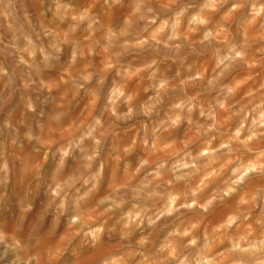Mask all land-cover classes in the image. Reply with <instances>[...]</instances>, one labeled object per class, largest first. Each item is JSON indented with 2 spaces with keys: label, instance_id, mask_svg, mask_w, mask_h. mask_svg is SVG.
<instances>
[{
  "label": "clouds",
  "instance_id": "obj_1",
  "mask_svg": "<svg viewBox=\"0 0 264 264\" xmlns=\"http://www.w3.org/2000/svg\"><path fill=\"white\" fill-rule=\"evenodd\" d=\"M209 44L206 79L184 62ZM167 60L181 62L172 77ZM258 65L264 0H0V264H264V82L236 99ZM186 214L199 218L151 256L156 231Z\"/></svg>",
  "mask_w": 264,
  "mask_h": 264
},
{
  "label": "rangeland",
  "instance_id": "obj_2",
  "mask_svg": "<svg viewBox=\"0 0 264 264\" xmlns=\"http://www.w3.org/2000/svg\"><path fill=\"white\" fill-rule=\"evenodd\" d=\"M226 12V8L224 9H218L215 13V19H219L221 16H223ZM193 36L196 39L200 38V33L194 32ZM220 37L217 36V40L214 41V43L219 42ZM239 40H243V37H238ZM192 54L196 55L198 57L194 64L191 65L192 72L195 73L197 71H200L204 73L205 78H210L213 75L214 70L218 71L216 69V56L214 55V49L211 48V45L207 46H198L196 51L192 52ZM227 49L222 48L220 55H227ZM183 55V54H182ZM189 56V55H188ZM200 58V59H199ZM200 60V63H199ZM172 62L171 64H176L174 69L172 68L170 76L175 75V71L177 68L181 67L180 60H176L174 63L172 60H169ZM249 75V72L245 68L237 69L236 71L232 72L231 75L227 76L226 82L235 83L238 80H245ZM251 79L247 80V83L242 84L241 87L238 89V92L236 94V99H241L246 92L254 87H258L261 82H264V65H258L251 71ZM194 89H189V94H194ZM215 98V93L210 94H204L201 96V102L207 106L213 102ZM235 124V121L229 122L226 124L227 128L231 130ZM133 136H136L137 129H132ZM184 136H190L191 133L188 132L187 129L183 130ZM131 137V138H132ZM183 138V137H182ZM126 140H130V137H125ZM216 143H219V141L214 142V146ZM202 146L201 142H196L192 145L193 151L198 150ZM143 145L139 143V138L137 140V151H142ZM230 175V172L228 169H225L221 175L212 183L209 184L207 188L203 190L201 193V202L203 200H206L208 198H211V196L215 193L221 192L223 188V181L227 179V177ZM247 191H255V189L249 185L248 188L244 189L243 191L238 190L237 193L231 197H226L222 202L217 201V203L213 206V210L211 214L205 215L203 217V221L200 224L199 231L203 233L205 229L211 230L212 227H215L218 223H222L224 220H226L227 215L231 214L232 211L235 210L237 201L239 200L240 196L244 194V192ZM183 211V210H182ZM256 211H259V208H257ZM255 214V213H254ZM199 218L196 215L193 214H186L185 216L180 217L179 219L172 218L171 223L167 229L164 230H157L156 233L153 235L152 240L153 244L151 247L150 255L153 257H156L159 255L158 250L162 249L166 246V244L170 243L167 232L172 230V227L174 226H180L181 221L187 222L188 220H195Z\"/></svg>",
  "mask_w": 264,
  "mask_h": 264
},
{
  "label": "crops",
  "instance_id": "obj_3",
  "mask_svg": "<svg viewBox=\"0 0 264 264\" xmlns=\"http://www.w3.org/2000/svg\"><path fill=\"white\" fill-rule=\"evenodd\" d=\"M197 58L198 57H196V55H194V54L191 53V54H189V56H187V60L184 63L186 65H192V64H194V62H195V60ZM171 63L172 62H170L169 60H167L161 66V71L162 72H166L169 76H170V73H171L172 68L174 69V67L176 65V64L173 65ZM199 63H200V60H199ZM169 69H170V71H169ZM200 72H201V70H200ZM147 86H148V82L147 81H136V80H133L129 84V87L132 88L133 90H135L138 93V95H137V100L138 101H144V100L147 99V95L143 91V89L145 87H147ZM194 90L196 91L197 89H194ZM132 135H133V131L131 130V131H129L127 133V136L126 137H130V139H131Z\"/></svg>",
  "mask_w": 264,
  "mask_h": 264
}]
</instances>
